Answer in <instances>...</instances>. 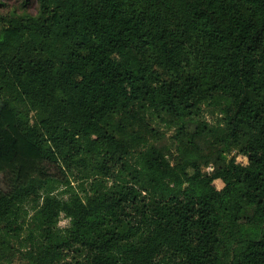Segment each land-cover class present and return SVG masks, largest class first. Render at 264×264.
<instances>
[{
    "label": "trees",
    "instance_id": "1",
    "mask_svg": "<svg viewBox=\"0 0 264 264\" xmlns=\"http://www.w3.org/2000/svg\"><path fill=\"white\" fill-rule=\"evenodd\" d=\"M22 3L0 11V264H264V0Z\"/></svg>",
    "mask_w": 264,
    "mask_h": 264
},
{
    "label": "rangeland",
    "instance_id": "2",
    "mask_svg": "<svg viewBox=\"0 0 264 264\" xmlns=\"http://www.w3.org/2000/svg\"><path fill=\"white\" fill-rule=\"evenodd\" d=\"M1 2L4 4L3 6H0V11L2 13H8L9 11L17 10V12H21L23 10V3L22 0H1ZM28 11L30 13L35 14L37 12V5L31 6ZM203 119L211 124V125H216L217 122L221 119L220 113L218 110L213 109L211 107H206L203 111ZM154 128H156L160 132V137L158 140V144L160 146H163L164 149L169 153V155L173 158L176 157V127L173 125H170L166 120L163 118H157L153 122ZM194 129V126H193ZM238 161L246 163L247 159L243 157H238ZM214 165L211 164L208 167H204V170L208 173H211L214 171ZM43 171L46 175L54 177L58 180H64L66 175L62 172L61 168L57 164L53 163H44L43 164ZM192 171V170H191ZM14 176L10 173H4L0 175V192H9L13 189L14 187ZM215 186L218 189H222L224 187V182L222 180H216L215 181ZM76 185V184H73ZM66 186L63 185L59 188L58 192L61 194L65 191ZM70 224V220L66 217H62L60 226L62 228L68 227Z\"/></svg>",
    "mask_w": 264,
    "mask_h": 264
}]
</instances>
